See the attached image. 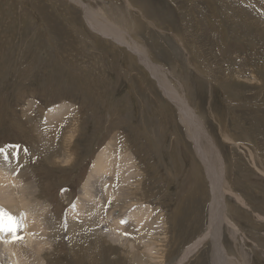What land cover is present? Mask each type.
<instances>
[{
  "label": "rangeland",
  "instance_id": "obj_1",
  "mask_svg": "<svg viewBox=\"0 0 264 264\" xmlns=\"http://www.w3.org/2000/svg\"><path fill=\"white\" fill-rule=\"evenodd\" d=\"M81 1L145 48L168 72L172 89L186 91L183 97L219 145L229 186L242 197L239 203L226 196L234 232L225 235L223 228L224 245L235 262L247 254L251 264H264V0ZM82 3L0 0V148L9 155L0 153V166L15 167L14 176L20 165L29 167L38 198H49L62 218L114 139L118 150L134 154L139 184L131 185L128 200L117 205L111 198L103 211L117 208L128 225L130 210L148 206L151 215L142 226L134 218L128 240L109 243L102 264H175L208 224L206 168L175 101L121 39L88 24ZM63 106L67 112L58 111ZM52 112L65 113L61 122L48 120ZM71 124L78 129L67 147ZM53 152L61 159L55 168ZM86 232L78 228L68 242L58 240L46 264H91L70 253ZM147 242L152 252L145 251ZM199 249L182 264H212L209 241Z\"/></svg>",
  "mask_w": 264,
  "mask_h": 264
},
{
  "label": "bare ground",
  "instance_id": "obj_2",
  "mask_svg": "<svg viewBox=\"0 0 264 264\" xmlns=\"http://www.w3.org/2000/svg\"><path fill=\"white\" fill-rule=\"evenodd\" d=\"M76 1H80L82 3L81 0ZM82 4L83 5L81 7L86 15L85 18H87L88 24L99 33L111 36L114 39H121L123 44L135 53L139 60L148 67L151 74L159 80L160 86L165 90L164 92L175 101L179 107V111L181 112V121L186 126V131L193 143L194 151L206 168V174L210 183L212 196L209 204L208 224L205 232L197 240L185 248L182 252V256L175 264H182L192 255V253L196 252V249H199L202 243L206 241H209L212 246V264H251L248 258L249 256L247 254L246 256H243L244 252L243 254L241 252L243 261L241 260V263L235 262V260H237L235 258L236 255H234L235 257L231 256L228 252L229 249L227 245H224L222 237L223 228L225 235L227 231L234 232V222L229 218L226 211V196L230 194L233 195L234 199L239 203L242 202V197L234 192L229 186L224 169L225 161H223V157L220 154L219 145L216 144V142H214L215 140L207 134L201 119L190 106L191 104L188 103V100L183 97L186 91L182 95L179 90L174 88L172 89L168 72L161 65H158L149 59L145 48L140 47L136 42H131L122 38L123 34L119 31L121 26L111 24L105 19H100L99 16H101V14L99 12H94L92 7L87 6L84 3ZM146 12L148 13V11ZM257 19L255 18V20ZM62 110L67 112L68 108L63 106L58 111ZM64 114L65 113L63 112L54 116V112H52L50 116H47L50 122H55L57 120H61ZM69 122L73 123L71 120ZM77 129V124H71L67 127L64 136V143H66L67 147H70L71 142L77 134ZM117 146L115 144V140L113 139L109 148L101 153L93 162L89 175L81 188V196H79L80 199L74 206H71L72 204L69 206L72 208L69 209L62 218L59 215H56L53 211L52 204L48 200L49 198L44 200L38 198L37 193L39 191V187L35 180V175L31 173L29 167H22V165H20V171H17L18 175L14 176L13 173H15V167L7 168L0 166V209L6 210L11 215L17 217L18 223L21 225L17 234L23 236V240L12 242L11 233H0V264H46L47 261L44 257L47 255V252L54 249L53 247L56 245L55 243L58 242V240H62L61 242L63 243L64 241L68 242V240H66L68 234L70 233L71 235L78 228H85L87 230L86 234H84L85 236L87 235V239L75 246L77 250H72L73 244H71L70 253L73 252L79 262L86 261L91 264H102L105 263L103 260H105L106 247L109 243L121 242V239L123 238L128 240L127 238L129 235H127L125 231L129 228V230H131V228L133 229V226H136L134 225V222L137 221V223L141 224V226L144 221L146 222L144 225L150 222L148 221V218L150 217L151 212L149 211L148 206H144L145 208L138 207L139 210H135L136 212H134V210H128L130 212L129 216L133 218V221L129 225L125 223V227L121 222V219L125 215L123 216L117 208L110 212L105 211V209V213L108 212L109 215H104L103 207L106 205V202L113 198L116 204L119 205L122 200L126 201L129 199L132 191L131 185L133 186L135 184H139L134 180L139 173L138 167L135 164L134 154L127 150V148H125L126 150L122 148L118 150L116 148ZM126 146L128 145L126 144ZM59 154L61 153H58V155ZM32 155L33 154H31V156ZM55 155L56 154L53 152V155L50 156L53 157ZM7 156L9 155L7 154ZM69 156H71V154H69ZM60 160L61 159H59L58 156H55V158H52V160L49 161L54 167L55 164L58 162L60 163ZM14 163L17 164L18 162ZM42 173H44V171ZM12 179H14L13 184H11ZM92 181L94 182V185L92 184ZM107 183L108 185L106 188L105 184ZM94 186H96V188ZM64 199L66 198L64 197ZM117 214L118 216L116 217ZM257 216L259 217L260 215ZM134 218H137V220L135 221ZM114 229L117 232H115ZM91 230L93 231L92 233L90 232ZM129 230L128 233H130ZM81 232L83 231L81 230ZM123 234L126 235V237H123ZM144 234L146 233L144 232ZM142 237L143 236H141V239ZM143 239L142 241H144ZM125 242L126 241H124V243ZM132 243L135 242L133 241ZM148 244H152V242H147V245ZM151 246L152 245H148L147 247L145 246V251L147 250L152 252L153 248ZM128 255L129 254H127V256ZM134 262L139 264V260L138 262ZM132 263V260L131 262L129 261V264Z\"/></svg>",
  "mask_w": 264,
  "mask_h": 264
},
{
  "label": "snow or ice",
  "instance_id": "obj_3",
  "mask_svg": "<svg viewBox=\"0 0 264 264\" xmlns=\"http://www.w3.org/2000/svg\"><path fill=\"white\" fill-rule=\"evenodd\" d=\"M0 153H5V149L0 148ZM5 159H7L6 153ZM121 222L126 223L125 221ZM20 227L21 225L18 223L17 217L11 215L6 210L0 209V233H11L12 242L23 240V236L17 234Z\"/></svg>",
  "mask_w": 264,
  "mask_h": 264
}]
</instances>
